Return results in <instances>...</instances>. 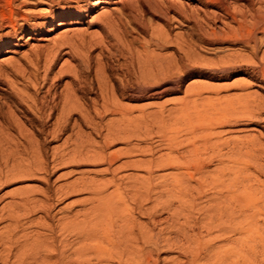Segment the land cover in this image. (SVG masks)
<instances>
[{"label": "bare ground", "instance_id": "obj_1", "mask_svg": "<svg viewBox=\"0 0 264 264\" xmlns=\"http://www.w3.org/2000/svg\"><path fill=\"white\" fill-rule=\"evenodd\" d=\"M199 1L203 15L198 10L186 12L182 0H0V56L11 55L0 63V186L48 172L43 142L80 125H91L102 136V144L86 152L82 147L72 154H55L53 163L75 162L79 155L110 168L118 159L117 153L107 152L112 142L124 140L130 147L133 138L158 136L155 147L129 148L147 154L146 159L124 163L146 172L138 186L145 201L153 195L156 203L149 208L137 202L139 212L148 216L146 224L135 225V231L132 218L121 220L119 215V221L113 220L120 199L117 202L114 194L106 195L109 184H98L96 179L83 176L80 182L44 194L41 200L18 190L0 207V224L8 222L0 228V264H264V134L247 135L254 124L264 123V102L252 94L221 97L218 89L209 97L205 96L207 89L190 86L185 99L168 111L162 107L152 113L146 106L117 103V97L143 101L158 96L167 90L165 85L177 84L183 66L177 56L167 60L151 54L150 46L162 50L167 45L163 37L151 35L141 49L135 48L132 41L119 39L122 21L114 12L93 16L98 6L122 4L142 32L148 30L146 14L167 25L175 16H183L205 39L207 30L202 23L219 21L222 28L218 32L212 28L209 38L239 46L228 59L249 52L255 60L247 65L249 76L264 81V49L259 50L264 43V16L257 11L259 5L257 14L254 10L258 0ZM83 24L89 28L99 25L103 35L76 28ZM60 28L65 30L48 39ZM111 37L120 54L114 59L116 65L125 70L119 80L108 74L111 64L104 60L114 47ZM24 48L29 49L23 52ZM65 56L70 61L61 63ZM159 59H166L167 64H158ZM226 64L215 69L223 77L235 66L234 62ZM169 69L174 74L166 77ZM88 94L95 97L88 99ZM108 114L117 119L106 124L102 133L101 124ZM224 130L241 136L222 141ZM78 131L75 136L80 137ZM211 165L216 167L211 170ZM157 171L172 173L155 177ZM79 186L91 195L88 207L59 217L55 224L39 223L47 232L29 233L33 215L42 212L51 221L55 201ZM164 212L173 225L180 217L194 222L191 232L189 225L174 231L165 228L169 235L179 237L171 245L179 257L170 261L159 256V244L172 241L164 227L159 229V239L152 240L154 229L168 222L161 217ZM202 231L211 238L203 239Z\"/></svg>", "mask_w": 264, "mask_h": 264}, {"label": "rangeland", "instance_id": "obj_2", "mask_svg": "<svg viewBox=\"0 0 264 264\" xmlns=\"http://www.w3.org/2000/svg\"><path fill=\"white\" fill-rule=\"evenodd\" d=\"M182 1L186 9V12H190V10L191 11L193 10V12L195 13L198 10L199 13L203 15V11L200 9V6L202 8L204 7L200 3L199 0H182ZM260 1L258 0L255 2L257 5L255 4L254 10L255 8L257 9V6L259 5L258 7L260 10L258 9L257 11L259 12L261 16H264L263 14L264 13V3H262L264 0H260ZM123 7L124 6L122 4H110V5H106L105 7L98 6L93 16L94 17L98 16L101 13L114 12L116 16L119 17L122 21L121 23L122 28L119 30L121 32L117 31L119 39L125 43H128V41H132L133 42L132 45L135 48L141 49V44L147 43L148 41H150L151 35L163 37L166 40L167 45L162 50H157L153 48L152 46H150L149 48L151 50V54L160 55L161 57L167 58V60H170L171 58H176L177 56V58L180 59V66L181 67L183 66V67L181 68L182 73L180 72V79L178 80L177 84L174 85L173 87L165 85L167 90L164 89L165 91L159 94L158 96H150L143 101L129 100V99H124L123 97H117V103L129 106L132 108H139L142 106H146L148 110L152 113L158 112L159 110L162 109V107H164L165 110L168 111L169 109L175 107L177 104H179L185 99L186 92L190 86L194 87L195 89L197 88L207 89V92H205V96H209V97L214 96V93H212V90L218 89L220 92L219 96L221 97H234L238 95L249 94L250 96L253 95L252 98L255 99L256 101L264 102V81H262L260 78L251 77L248 74V71H249L248 67L251 64H254L252 62H255V60H253V58L251 57V54L249 52H244L243 53L244 56H242V58L228 59V55L231 54L230 52L239 50V46L237 47L231 46V45L227 46V44L214 43L212 42V38H209L210 36L212 37V31H213L212 28H215L216 31L218 32L220 28H222V25H223L222 23H220L219 21H214L215 22L214 25H212V23L210 22V24L207 26L202 23V25H204V29L207 30L206 31L207 37L205 39L196 31L194 23L186 20V18H184L183 16L181 17L175 16L173 21L167 25L165 22H163L161 18L152 16L151 14H146L144 18H145V22L147 24L148 30L147 32H142L138 28V26L134 22H132L131 18L129 17V10H125ZM260 7H262L263 9ZM257 11H256V14H257ZM210 20L212 21V17ZM76 28L78 30L80 29L84 30L88 28V31L90 33H94V34L98 33V34L103 35V30L99 25L91 26L89 28V27H86V24H83V26L76 25ZM64 30L65 28H60L56 30L55 32L51 33L48 36V39L52 40L54 37H57ZM111 38H110V44L114 45V47L113 49H111V54L105 57L104 60L110 61V64H111V67L108 69V74H110L114 80H119L120 78L123 77L125 70L119 69L116 65L117 62L114 59H118L120 57L119 56L120 54H119V51H117L118 46H117V43L114 37L112 39ZM48 41L45 40L43 43L46 44L48 43ZM27 49L29 48H24L22 49V51L26 52ZM261 49H264V43L261 45V48L259 50L261 51ZM248 54L250 55V58H249L250 61L249 59L247 61ZM93 55L94 57H97V55H99V50L95 51ZM224 55H225V58L221 62L220 60L222 59V57H224ZM9 56L11 55L8 54V55L0 56V63H1V60L3 62ZM69 58L70 57L65 56L61 60V63L64 62L65 60L70 61ZM227 59L230 60L231 62H228ZM233 62L236 67L233 65ZM157 63L158 64L162 63L165 65L167 64L166 59H159L157 60ZM224 63L225 64L227 63L226 65L230 63L229 65H233L232 67L236 69L235 70L233 69L229 76L223 77L220 74H218V72L215 69L218 66L224 65ZM173 72L174 70L169 69L165 76L170 77L174 74ZM94 97H95L94 94L87 95L88 99H92ZM90 109H91V106L89 107V110ZM135 115H138V112H135ZM116 119L117 117H114L108 114L104 118L101 124L102 130L104 131V132L102 131V133H105L107 126ZM21 121H23V119H21ZM106 124L108 125L106 126ZM254 127L255 129L254 130L252 129L251 131H249L247 135H250V137H259L262 134H264V123L263 122L259 121L258 123L254 124ZM75 131H78L79 133L82 132L83 135L81 134V136H83V138H81V136L80 137L75 136L76 135ZM216 131H220V130H216ZM97 134L99 135V133H96L91 125L84 124V125L77 126L74 130L73 129L68 130L65 133V135H61L57 138H49L48 140L43 142V149L45 150V155H46L45 156L46 158H44L43 160L46 159L48 163L47 164L48 172L40 171V174L38 173L35 175L24 176L22 180L16 183L1 185L0 186V207H2L4 204L8 203V201L11 200L10 197H11L12 192H15L18 190L29 191L33 196H35L36 199L41 200V198H44L45 196L44 194L48 192L55 193L56 190L63 188L67 184L80 182L81 178H83L84 176L89 181L91 178L96 179L95 181L99 180L97 182L98 184H100L99 182L104 183V184L105 183L109 184L108 186L109 188L106 192V195L114 194L113 196L115 197V201L117 202L120 201L118 204L119 207L118 209H116L118 210L117 214L118 213L119 214L118 215L116 213L113 214L114 218L112 216V219L118 220L119 215H120L121 220H123V217L132 218L131 219L133 221L132 226L134 225L135 231H137L139 226L146 224L148 222L147 214L140 213L139 210L137 209V207L139 206L138 203L140 201H143L145 202L146 207H149V208L150 206H153L156 203L154 204V200H152L154 199L153 195L150 200L145 201L144 197L142 196L143 192L139 189L138 185H140L139 184L140 181L144 177H146L145 170L140 167L138 168L131 167V166L127 167V165L124 163L130 164L132 161L146 159L147 154L140 153L138 150L147 149L151 145L155 147L158 144L156 141L158 136L155 133L153 134L152 139L143 140L141 138L139 139L133 138L132 143L133 142L134 143L130 147L138 149L133 152H130L129 150L130 147L129 146L127 147V145H125L126 143L124 142V140L123 141L116 140L114 141V143L112 142L110 147L107 149V152L117 153L118 159L115 161V163L112 164L110 168H108L109 166L105 163H101V164L94 163L93 164L91 160L84 159L83 157L81 159V157H79L78 154H77L78 155L77 159H79V161H77L76 159L75 162L74 161L70 162V160L67 159L64 161L65 163L64 162L53 163V156L55 154L56 155H60L62 153L67 154L65 152H68V153L70 152V154H72L75 151L74 149L80 150L82 147H83L82 150L84 152H86V150L89 151L92 149H97L98 146L102 144V136L101 135L98 136ZM239 136H241L239 132L232 133V132L225 131L221 135V140L227 141L235 137H239ZM68 137L70 138L67 139ZM78 146L80 147L78 148ZM210 167H211L210 169L212 170L216 166L211 165ZM170 172L172 173V171H169V172L166 171L163 173H170ZM163 173L162 171H157L154 174V176L157 177L159 174H163ZM117 178L123 179V180L119 181ZM113 180H115V182L110 183V181H113ZM134 186L136 188L138 187L137 188L138 190L134 188ZM73 190L72 189L68 190L67 194L61 195L58 201L57 200L55 201V205L52 210V213L55 215V217L51 221L50 219H45L44 213L42 212L41 213L38 212L37 214L33 215L32 218L34 219V223L28 224L29 233L36 234L38 232L39 233L47 232V229H45L44 227H41L38 224L39 223L40 224L41 223L55 224L59 217L72 215L76 213V211H80L84 209L85 207H88L89 202H90L89 200L91 198L90 193L84 190L82 186L81 188L80 186L79 188H76L77 191L76 190L73 191ZM201 205L203 206V204ZM167 216H168V213H165V212L162 213L161 217L163 218L164 221L167 220L168 222L165 221L162 224V226H159L154 229V231L152 232V240L156 241L157 239H159V235H158L159 229L160 227L161 228L164 227V231L166 234L165 236L172 237V241L166 242V244L165 243L159 244V247L161 248L159 256H160V259L162 260L164 259L166 261L168 260L170 261L173 258L179 257V253L177 249L171 248V245L173 244V242L174 243H177V241L179 242V237L175 233H173L174 235L173 234L169 235L170 234L169 229H173L174 231V229L177 230V228H179L180 226L188 227L187 225H189V228L187 229L190 230V228L194 226V222L193 221L188 222V220H186L184 217L183 218L180 217L179 220H177V223H175L176 225H173L172 224L173 222L169 221ZM7 223L8 222L6 221H2V223L0 224V228H2V226L6 225ZM135 225H137L138 227ZM174 226L175 227L177 226V227L171 228ZM41 228L44 230H42ZM165 228H169V229L165 230ZM189 232H191V230ZM201 233L202 235L200 236L203 239H208L210 237V235L207 236L206 232L202 231L200 232V234ZM194 253L196 254V252ZM188 257H191V256L188 254ZM164 262L165 261L161 262L160 264H165ZM125 264H133V263L126 262Z\"/></svg>", "mask_w": 264, "mask_h": 264}]
</instances>
